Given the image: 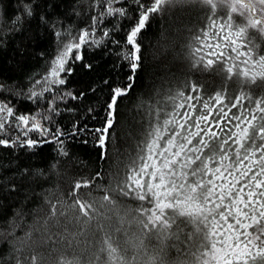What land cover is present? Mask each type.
I'll list each match as a JSON object with an SVG mask.
<instances>
[{
  "label": "snow or ice",
  "instance_id": "obj_1",
  "mask_svg": "<svg viewBox=\"0 0 264 264\" xmlns=\"http://www.w3.org/2000/svg\"><path fill=\"white\" fill-rule=\"evenodd\" d=\"M183 2L186 0H104V11L92 17L91 30L82 28L74 34L70 29L61 30L58 19L50 20L44 15L34 29H24V18L34 17V0H25L23 15L11 20L7 33L0 29V36L23 31L24 40L33 43L55 36L56 55L50 62L46 59L48 72L34 80L24 98L38 104L46 99V93L53 94L47 101V111L57 116L62 111L59 101H83L87 95L83 91H64L61 95L75 64L84 59L83 48L121 43L112 38L108 29L103 31L102 38H96L95 33L106 17L135 23L125 30L127 51L123 60L127 65L114 66L115 86L108 79L103 82L110 87V100L106 107L101 105V126L92 128L77 121L67 132L58 125L52 127L56 124L52 115L17 114L19 109L10 106V100L0 101V136L4 137L0 138V146L34 150L55 144L67 156L64 145L71 138L85 144L91 140L106 149L114 135L118 100L133 88L141 66L143 31L154 16ZM197 2L210 8L212 15L206 17L208 22L199 32L189 29V67L192 72L219 74L222 84L215 95L205 98L206 85L197 80L189 83L188 79L182 84L177 82V96L183 102L173 103L170 110L150 107L142 139L134 150L126 158L117 152L115 187L96 184L95 188L102 189L104 194L95 197L91 194L92 180L77 181L70 193L71 203L59 200L51 205L45 225L54 220L55 227H63L57 242L62 241L64 247L56 264H83L82 255L89 243L95 264H130L124 237L129 238L137 256L142 257H132L131 264H264V95L253 96L245 90L249 85L264 86V55H254L255 45L245 40L249 28L264 33V0ZM224 4L230 13L222 21L215 13ZM232 13H239L247 23L234 27ZM213 36L212 42L203 39ZM196 42H200L199 46ZM83 67L91 70L93 65L87 63ZM125 67L131 73L128 82L121 79V69ZM229 82L240 85L238 94L229 90ZM189 89L185 96L184 91ZM96 90L90 89L92 93ZM88 112L97 119L94 107H89ZM32 133L38 138H33ZM105 156L102 151L100 158ZM100 175L97 172L96 178ZM4 190L18 189L11 183ZM121 197L137 200L139 206L125 208L119 202ZM93 223L97 226L95 232ZM189 223L195 225V231H186ZM98 232L103 233L100 239H89ZM82 240L84 249H80ZM156 241L159 244L153 247ZM30 259L32 264H39L37 256ZM17 264L22 262L18 259Z\"/></svg>",
  "mask_w": 264,
  "mask_h": 264
},
{
  "label": "trees",
  "instance_id": "obj_2",
  "mask_svg": "<svg viewBox=\"0 0 264 264\" xmlns=\"http://www.w3.org/2000/svg\"><path fill=\"white\" fill-rule=\"evenodd\" d=\"M24 4L25 0H0V29L5 33L12 26L11 20L16 15H23ZM104 7V0H34V17L31 20L25 17L23 28L34 29L40 16L44 15L50 20L58 19L61 30L70 29L74 34L82 28L91 30L92 17L104 11ZM229 13L230 9L224 4L216 9L215 16L223 21ZM209 15H212V12L207 6L197 0H186L168 6L164 13L150 20L140 39L141 66L133 88L118 100L114 135L108 141L106 149L100 148L91 140L85 144L80 140L73 142L71 138L65 141L64 145L67 156L63 155L55 144H45L34 150L0 146V264H17L18 259L22 264H32L30 257L33 255L39 258V264H56L64 247L62 241L57 242L63 227H55L54 220L45 225L52 212L51 205L59 200L71 203L70 193L77 181L92 180L91 194L95 197L104 194L102 189L95 188L96 184L102 185L103 188L109 185L115 187L113 176L117 169V152L123 153L126 158L127 154L134 150L136 143L142 139L150 107L153 110H170L173 103L183 102L177 96L180 91L176 87L177 82L182 84L185 79H188L189 83L197 80L207 87L205 98L215 95V91L222 84L220 75L192 72L187 58L188 45L192 42L189 29L199 32L208 22L206 17ZM231 15L234 27L247 23L239 13ZM132 23L135 21L106 17L95 33L96 38H102L103 31L108 29L112 32V38L121 43H109L107 47L102 48H83L84 59L75 64L73 75L68 78L67 85L62 86L61 95L64 91H83L87 95L83 101H59L62 111L58 116L47 111V101L53 94L46 93V99L38 104L24 98L34 80L48 72L46 59L50 62L56 55L55 36L38 39L35 43L25 41L26 33L23 31L0 36V101L7 103L10 100V106L19 109L17 114L35 115L40 112L42 116L52 115L56 121L52 127L58 125L67 132H71L77 121L87 123L92 128L101 126V117L104 116L101 105L106 107V101L110 100V87L103 82L108 79L110 84L115 86L117 73L114 66L127 65V61L123 60V54L127 51L124 47L125 30ZM121 25L124 27L121 28ZM203 39L212 42L215 41V36ZM245 40H251L255 45L254 55H264V33L249 28ZM196 43L199 46L200 42ZM42 52L44 56L41 55ZM87 63L93 65L91 70L83 67ZM130 74L126 67L121 69V79L124 82H128L127 76ZM30 77L33 80H30ZM93 87L97 89L95 93L90 91ZM229 90L233 95L238 94L240 85L229 82ZM245 90L250 91L253 96L264 95V86L249 85L245 86ZM189 91L190 89L185 90L184 95L187 96ZM89 107L96 109L97 119H93L94 114L88 112ZM67 109L75 111L70 112ZM31 135L38 138L35 133ZM102 151L106 152L104 159L100 158ZM97 172L101 174L99 178H96ZM120 175L123 176L122 170ZM11 183L17 185L16 192L4 190L5 185ZM119 202L125 208L132 209H136L140 203L128 197H121ZM101 211L103 212V209ZM63 224L64 219L61 217V225ZM96 227L93 223V232ZM186 231H195V225L189 223ZM102 236L103 233L98 232L89 239L98 240ZM123 240L127 246L130 264L134 256L137 260L142 259L137 256V250L129 242V238L124 237ZM84 248L85 241L82 240L80 249ZM93 254L94 250L89 243L82 255L83 264H95V261L91 260Z\"/></svg>",
  "mask_w": 264,
  "mask_h": 264
},
{
  "label": "clouds",
  "instance_id": "obj_3",
  "mask_svg": "<svg viewBox=\"0 0 264 264\" xmlns=\"http://www.w3.org/2000/svg\"><path fill=\"white\" fill-rule=\"evenodd\" d=\"M153 239H154V241H155V238H153ZM158 244H159V242H158V241H156V242L154 243L153 247H156V246H158Z\"/></svg>",
  "mask_w": 264,
  "mask_h": 264
}]
</instances>
